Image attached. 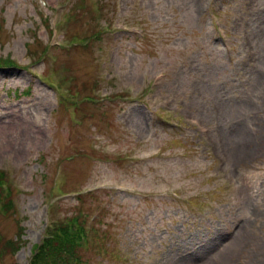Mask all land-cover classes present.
Here are the masks:
<instances>
[{"label":"rangeland","instance_id":"rangeland-1","mask_svg":"<svg viewBox=\"0 0 264 264\" xmlns=\"http://www.w3.org/2000/svg\"><path fill=\"white\" fill-rule=\"evenodd\" d=\"M4 64L0 264H264V0H0Z\"/></svg>","mask_w":264,"mask_h":264},{"label":"trees","instance_id":"trees-1","mask_svg":"<svg viewBox=\"0 0 264 264\" xmlns=\"http://www.w3.org/2000/svg\"><path fill=\"white\" fill-rule=\"evenodd\" d=\"M12 64H4L0 66H10ZM78 217L73 218L78 221ZM69 223L70 218H63L60 222L52 220L51 226L47 230V236L42 240L36 248L30 264H80L81 255L79 251L86 244L93 243V232L87 230L83 224L78 222L77 227L65 225ZM57 223V224H56ZM56 224V226H55ZM98 242V241H97Z\"/></svg>","mask_w":264,"mask_h":264}]
</instances>
